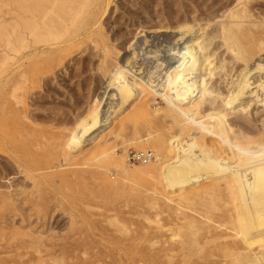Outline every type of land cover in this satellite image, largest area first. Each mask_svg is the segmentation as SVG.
<instances>
[{
	"label": "rangeland",
	"instance_id": "obj_1",
	"mask_svg": "<svg viewBox=\"0 0 264 264\" xmlns=\"http://www.w3.org/2000/svg\"><path fill=\"white\" fill-rule=\"evenodd\" d=\"M2 1L0 0V4ZM98 1L100 2L97 4L98 7L101 5L100 13L105 5H110L106 15L100 20L101 25L99 24L95 29V31L98 29L96 49L92 48L93 43L88 39L80 41L81 45L79 42V45L76 44L77 42L73 43L74 45L62 44L63 53L58 51L48 58L42 57L46 58L43 59V63L46 64L52 57V59L55 57L54 64L59 57H62L64 62L50 73L48 80L41 82L42 87L35 90L34 96L30 94L27 97L26 101L30 104L27 113L23 109L13 110L10 108L11 105L5 106L0 101V143H2L0 197L3 198L0 209L5 213V218L0 223V251L4 252H0V264H24L28 262L27 260L30 261L29 264H132L131 258L138 260L141 257L149 261L148 264H156L158 261V264H169L164 258L154 259L156 261L154 262L151 261V257L157 255V252L162 254L161 249L164 245L167 247L168 243L178 244L183 239L191 240L188 237L192 236L191 231L178 228L186 222L179 219L176 210L166 206L176 203L164 195L163 185L159 179L147 178L148 176L135 173L131 174L133 177L130 175L123 177V174L121 175L113 167L111 160L95 157L100 151L95 147L96 144L111 146L117 154L127 158L130 168H137L146 166L148 162L131 163L128 160L129 152L133 149H153L165 164L163 177L175 173L179 163L189 162L187 155L190 156L195 152L192 137L179 134L180 127L166 111L165 101L161 97L153 93L148 96L150 108L157 110L155 121L150 125L142 123L136 128L131 124L121 125V120L133 114L132 108L139 103L138 99H133L131 103L122 107L120 112L103 121L102 126L98 122L86 120L82 125V131L79 132L77 129L82 124L80 120L87 117L86 109L95 99L104 97L106 103L102 110L107 109L110 101L107 98L108 91L111 92L110 87L107 86L109 74L119 58L121 62L130 58L133 66L128 63V70L137 71L135 74L145 79L150 73L154 84L156 82L160 84L163 73L171 64L173 66L177 63L181 56L178 54L183 52L182 49L187 42L192 38L200 37L199 40L204 38L205 51L214 53L211 59L217 65L222 58L225 56L227 58L225 57L226 64L223 70L219 68L211 72V75H206L209 82L207 88L210 89L207 90L209 92H204V98L199 99L198 109L201 116L206 118L212 107L223 108L229 98L226 95L230 94L235 80L245 69L250 73L251 88L257 90L258 95L253 96V99L247 90L241 101L239 100L240 103L237 101L234 104V111L228 108L229 120L236 134L238 133V138L254 137L253 139L261 141L264 137V53L257 54L246 66L244 62L241 63L242 61L236 63L229 57L230 53L225 50L226 46L216 36L212 26L200 31L196 29L193 35L178 40L179 34L175 32V27L186 17L189 19L188 12L192 5L199 3L201 7L207 0ZM217 1L229 4L231 7L240 2L239 0ZM251 4L261 10L263 15L260 17L264 16V0H252ZM2 9L6 7H1L0 11ZM5 12L7 13L4 19L9 23L12 22L15 14L13 9ZM255 15L250 18L252 21H257V26H252V31L264 34V22L260 21L257 14ZM162 25L168 26L170 31L157 32L156 28H163ZM64 47L67 48L68 53L65 52ZM105 47L110 49L108 51L110 58L108 57V62L103 65ZM134 53L135 58H133ZM257 63L260 66L257 67ZM259 82L262 84L260 87ZM221 95H224L223 98ZM209 98L214 101L216 99L215 104H211ZM247 103H250V106L246 110L235 111ZM22 110L23 114H21ZM139 136H142L140 137L142 141L136 139ZM158 137L160 142L155 141ZM9 138H13L12 141H9ZM144 138L148 139L144 140ZM199 149L203 152L206 144H201ZM191 157L195 160L198 157L197 152ZM104 180H108L111 185L105 186ZM207 183L208 180L204 179L198 182L199 185H194L195 187L187 185L179 190L198 195L203 193L201 190ZM203 200L207 201L205 197ZM191 205L188 204L189 208L186 206L182 208V212L194 217L199 223L205 224L209 221L206 219H210L209 222L212 224L223 219L221 205L220 209H216L218 212L210 204V207L206 204ZM200 232L203 236L200 233L195 236L204 244L203 252L194 250L195 254L192 258L204 256L214 247L213 239L205 236L209 235L206 228ZM14 237H17L15 240L18 243L24 242V245L18 247L19 249L15 246L17 242H12ZM207 238L213 243L204 242ZM3 240L6 245L3 244ZM35 249L42 252L38 253ZM31 251L33 253H30ZM13 255L17 257L16 260ZM25 256L29 258L26 259ZM137 263L143 264L140 262L135 264Z\"/></svg>",
	"mask_w": 264,
	"mask_h": 264
},
{
	"label": "bare ground",
	"instance_id": "obj_2",
	"mask_svg": "<svg viewBox=\"0 0 264 264\" xmlns=\"http://www.w3.org/2000/svg\"><path fill=\"white\" fill-rule=\"evenodd\" d=\"M239 1L238 4L232 7L229 4L218 2L217 0H207L205 2L206 4L201 7V4L198 3L197 5L195 3L190 8L189 12L187 11L189 19L185 16L186 19L175 27V32L179 34L178 40H183L190 34L193 35L192 33L196 29L200 31L212 26L216 36L219 37L223 41L222 44L226 46L225 50L230 53L229 57L232 58L231 60L236 63L242 61L241 63L244 62L246 66L257 54L264 53V34H258L252 31V26L256 27L257 21L250 20V18L256 16L255 14L259 17L263 14L261 10L256 9L255 6L251 4L252 0ZM98 2V0H3L1 2L0 8L6 7V9L0 11V14L2 12L0 15V101H2L5 106L9 104V107L11 105V109H23L24 112L26 111L27 113L30 109V104L26 101L27 97L30 94L34 96L36 94L35 90L42 87L41 82L48 80L51 75L50 73L64 62L62 61V57H59L56 64H54L55 57L54 59H52L53 57L49 59L50 61H48V64L43 63V59L48 58L52 53L56 52L57 54L58 51L63 53L62 44L74 45L73 43L75 42H77L76 44H78V42L80 44V41L89 39V42L93 43L92 48L96 49L98 44L96 31L98 29L96 31L95 29L100 24V20L103 16L106 15L110 5H105L103 11L100 13L99 10L101 5L98 7ZM10 9H13L15 14L13 21L9 23L4 19V15L7 13L5 11ZM260 21L264 22V16L260 17ZM161 27L163 28H156L157 32L170 31L168 26L164 27L162 25ZM99 28L101 29V27ZM144 29L145 28H143L142 31H144ZM199 38H192L187 42L182 49L183 52L178 54L181 56L177 60V63L173 66H171V64L164 73L162 72L164 75L160 84H156L157 82L154 84V80L150 73L147 79H145L144 77H139V75L137 76L135 74L137 71L134 72L132 70V72L128 70V63L131 64L130 58L124 59L123 62L119 61L120 58L116 61L113 60L115 61V65L110 71L107 85L110 87L111 92L109 93V91L106 90L108 91L107 98L110 99L107 109L102 110L106 103H104V97L95 99L94 103L90 104L88 109H86L85 114L87 117L80 120L82 124H80L77 129L81 132L82 125H84L83 123L86 120H91L93 123L98 122L102 126L103 121H107L114 113L116 114L122 107L131 103L133 99H138L139 103H137L135 108H132L134 109L133 114L130 113L131 115L121 120V125L126 126L127 124H131L133 128H136L142 123L150 125L155 121L157 110H152L150 108L148 96L153 93L161 97L165 101L166 111L170 114L174 123L180 127L179 134L191 136L195 148V152H192L190 156L187 155L189 162L179 163L175 173L163 177L162 171L165 164L159 155L155 162H148L144 167L130 168L127 158L117 154L116 150L111 146L95 145V147L100 150L95 157H98V159L108 158L111 160L113 167L118 170L121 175L123 174V177L128 175L133 177L131 174L135 173L145 177L148 176L147 178L154 177V179H159L163 185L162 191L164 195H166L169 200L176 203L174 205L166 204V206H169L171 210H176L179 219L186 222L178 228H183L192 232V236H188L191 240H184L182 238L183 240L178 244L168 243V246L166 245L167 247L164 245V248L161 249L163 253L157 252V255H154L155 257L152 255L151 261L164 258L169 264H264V137L261 141L253 139L254 137L249 138L241 136V138H238V133L236 134L229 120L228 112L230 110L227 112L228 108L234 111V104L242 99L241 97H243L245 92L249 91L253 97L258 95L257 90L251 88L250 73H248V70L245 71L244 69L241 71L239 78L235 80L234 87L233 89L231 88L230 94L226 95L229 98L228 101L226 100L227 103H224L225 105H223V108L221 106L212 107L213 109L209 111V115L203 118L199 112L198 106L199 99L204 98V92L210 89L207 88L209 82L206 75H211V72L219 68L223 70L227 57H221L222 60L219 62V65H217V63L211 59L214 53L211 54L207 52L208 50L205 51L206 45L204 46L203 44V40L205 39L199 40ZM64 48L65 52L68 53V51H66L67 48ZM108 51H110V49L105 47L103 50L105 56L102 55L105 58L102 64L108 62ZM98 52L100 54V51ZM135 57L136 55L134 53L133 58ZM218 58H220V56ZM258 66H260V64L257 63V67ZM206 70L209 71L206 72ZM258 86L260 87L262 84L259 82ZM222 96L224 95H221V97ZM208 100L211 104H215L216 99L215 101L210 98ZM249 106L250 103H247L245 106L239 109L237 108L235 111H244ZM23 110L21 114H23ZM23 118L24 117H22V119ZM27 118L29 120V117ZM149 135H151V133ZM140 137L142 136L136 139L142 141ZM151 137L152 136H150V138ZM159 138L160 137L155 138V141L158 142ZM12 139L13 138H9V141H12ZM146 139L148 138H144V140ZM5 144L6 142L3 146ZM201 144H206V149L203 151L204 154L201 152L202 150L199 149ZM166 146L167 145H165V147ZM0 149H2V143H0ZM196 152L198 157L192 160L191 156ZM204 179L208 180V183L204 184L201 190L204 194L194 195L193 193L179 190L187 185L194 186ZM102 181L103 180H101V182ZM104 183L105 186L111 185L108 180H104ZM203 197L207 199L206 202L204 201L205 199L203 200ZM1 201L3 202L2 197H0V202ZM188 204H206L208 207H210V204L215 208H213L214 210L220 209L221 207L219 208V206L221 205V210H223V215L221 216H223V219L212 224L209 222L210 219H206L209 221L205 224L199 223L194 217H189L182 212V208H185V206L187 207ZM209 210H211V208H209ZM3 211L0 209V223H2L1 220L5 218V213ZM218 218L220 219L221 217ZM172 224L174 225V223ZM170 225L171 223L169 226ZM203 228H206L209 234L205 236H208L215 242L214 247L211 248L207 254H204V256L192 258L195 254L193 253L194 250L200 253L203 252L204 244L195 236V234H201L200 230ZM201 236L203 235L201 234ZM173 237H175V235ZM15 238L17 237H14V241L12 242L16 241ZM167 238L171 240L170 237ZM209 238L204 242L208 244L209 242L213 243ZM30 240L36 242L32 239ZM30 243L31 242H29V244ZM137 243H139V241L136 242V244ZM25 244L27 245V243ZM22 245H24V242H17L15 244L16 248ZM35 250H33V252H35ZM36 251L38 253L42 252L40 250ZM33 252L31 251L30 253ZM42 256H40V258ZM25 258L27 259L29 257L25 256ZM10 259L8 260L10 261ZM16 259L17 257L15 256V260ZM56 259L54 260L57 261ZM27 261L30 262L29 260ZM28 262H24V264ZM131 262L132 264L136 262L148 264L149 261L141 257L138 260L131 258ZM158 262L156 264H158Z\"/></svg>",
	"mask_w": 264,
	"mask_h": 264
},
{
	"label": "built area",
	"instance_id": "obj_3",
	"mask_svg": "<svg viewBox=\"0 0 264 264\" xmlns=\"http://www.w3.org/2000/svg\"><path fill=\"white\" fill-rule=\"evenodd\" d=\"M157 159V152L153 149L138 150L133 149L128 154V160L131 163H147Z\"/></svg>",
	"mask_w": 264,
	"mask_h": 264
}]
</instances>
